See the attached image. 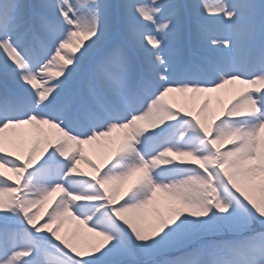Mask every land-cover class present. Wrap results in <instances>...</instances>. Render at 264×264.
Here are the masks:
<instances>
[{
  "label": "snow or ice",
  "instance_id": "6c2138e0",
  "mask_svg": "<svg viewBox=\"0 0 264 264\" xmlns=\"http://www.w3.org/2000/svg\"><path fill=\"white\" fill-rule=\"evenodd\" d=\"M0 264H264V0H0Z\"/></svg>",
  "mask_w": 264,
  "mask_h": 264
},
{
  "label": "rangeland",
  "instance_id": "374dc122",
  "mask_svg": "<svg viewBox=\"0 0 264 264\" xmlns=\"http://www.w3.org/2000/svg\"><path fill=\"white\" fill-rule=\"evenodd\" d=\"M239 89H240L239 85L233 84V85H227L224 89H221L219 92L211 93V94H200L192 99H189L187 96L181 97L179 94H171L168 99L169 102L173 104L174 110L176 108H179L181 110V114H183V112L186 110H191V111L197 110L199 106L203 103L204 99L207 98L210 101L209 103L210 109L218 115L223 108L229 106L231 102H234L233 97L236 95ZM188 95L190 96L191 94ZM120 136H122L121 133H113L111 138H106L105 140L95 142L91 145H82L81 146L82 153L86 159L92 161L98 166H103L111 154V149L114 147V144H110L109 140L117 141ZM224 147H230V145H225ZM80 167L84 171L90 172V169L86 165L81 164ZM134 179L135 178L124 183V185L121 188V193L126 191L131 186ZM164 199L165 197H163L162 195H158V200L161 203L157 204V208L161 213L166 214L165 209L163 207ZM48 210L50 209L46 204L41 209V214L43 215ZM144 215H145L146 223H154L155 216L151 208L145 210ZM40 222L43 221L41 220ZM74 227L75 225L73 223L66 222L61 229V234H63L65 231L70 232ZM83 236L87 238L86 233H83ZM221 239L229 240V241H239L242 239V237L229 234L221 237ZM179 255L180 253H174L167 257H163L162 259H173L175 257H178Z\"/></svg>",
  "mask_w": 264,
  "mask_h": 264
}]
</instances>
